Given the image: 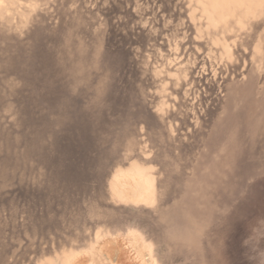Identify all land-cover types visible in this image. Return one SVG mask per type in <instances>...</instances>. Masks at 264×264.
I'll return each mask as SVG.
<instances>
[{
	"label": "rangeland",
	"instance_id": "obj_1",
	"mask_svg": "<svg viewBox=\"0 0 264 264\" xmlns=\"http://www.w3.org/2000/svg\"><path fill=\"white\" fill-rule=\"evenodd\" d=\"M0 264H264V0H0Z\"/></svg>",
	"mask_w": 264,
	"mask_h": 264
}]
</instances>
